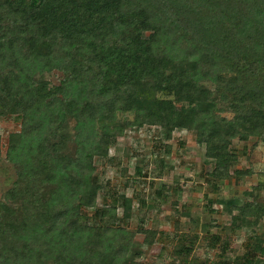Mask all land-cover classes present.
Listing matches in <instances>:
<instances>
[{
  "label": "trees",
  "instance_id": "16d2710c",
  "mask_svg": "<svg viewBox=\"0 0 264 264\" xmlns=\"http://www.w3.org/2000/svg\"><path fill=\"white\" fill-rule=\"evenodd\" d=\"M7 1L0 8V109L22 119L21 138L8 147L9 159L20 164L17 176L27 172L30 144L52 134L48 110L66 106L76 133L72 155L52 160L42 177L57 179L56 188L33 211L0 225V264H119L126 234L103 221L111 220L112 210L94 207L99 186L92 175V155H105L98 148L111 141L109 124L117 111L166 130L199 126L197 142L213 159L208 175L215 179L225 176L234 159L228 139L247 137L238 133L240 124L264 143V0ZM51 69L62 74L55 93L31 83L33 72ZM218 72L233 74L227 84L238 97L229 105L231 118H201L207 111L200 108L175 109L173 101H204L206 92L195 80ZM157 91L172 99L155 97ZM97 123L103 133L95 140ZM116 199L126 201L122 195ZM81 207L93 208L102 223L80 222ZM254 207L264 216V203ZM176 240L164 264H254L264 256V235L246 236L237 263L195 259L196 235ZM208 244L220 245L219 252L227 248L217 235Z\"/></svg>",
  "mask_w": 264,
  "mask_h": 264
},
{
  "label": "rangeland",
  "instance_id": "374dc122",
  "mask_svg": "<svg viewBox=\"0 0 264 264\" xmlns=\"http://www.w3.org/2000/svg\"><path fill=\"white\" fill-rule=\"evenodd\" d=\"M7 2L0 0V8H5ZM146 35L147 32L142 33ZM210 75L195 80L196 88L206 92L204 101L192 104L173 101L175 109L200 108L207 111L201 118L206 115L214 120L231 118L229 105L238 97L227 84L233 74ZM61 76L55 69L35 71L31 83L54 92ZM155 97L172 99L171 94L158 91ZM45 102L46 98L42 105ZM47 114L52 134L40 138L38 145L36 141L30 144L27 172L20 177L16 174L20 164L9 159L8 147L20 140L22 119L16 113L0 109V225L22 217L44 202L57 181L42 180L47 168L53 166L52 160L71 156L74 151L76 121L68 108L58 107ZM134 117L133 112L117 111L109 124L111 141L98 148L105 155H92V175L99 186L94 207L112 210L111 220L105 217L103 221L110 227L124 229L128 241L119 264H164L178 242L176 238L182 234L196 235L191 252L195 259L208 262L220 257L239 262L246 236L264 235V216L254 207L264 203V143L249 133L247 125L240 124L238 133L247 137L228 139L227 152L234 159L225 176L215 179L208 175L214 166L213 159L205 156L204 144L197 142L199 126L189 130L172 127L169 131L156 124L139 123ZM102 126V123L94 126L95 140L102 135ZM31 168L34 175H29ZM59 176L60 172L53 173V178ZM118 195L126 201H118ZM75 202L83 204L78 197ZM93 215V208L81 207L80 222L102 223ZM211 235H217L220 241L225 239L227 248L219 252L220 245L209 246ZM117 238L118 235L113 239ZM254 264H264V256Z\"/></svg>",
  "mask_w": 264,
  "mask_h": 264
}]
</instances>
